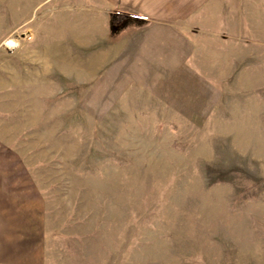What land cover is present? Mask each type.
<instances>
[{"label": "rangeland", "instance_id": "374dc122", "mask_svg": "<svg viewBox=\"0 0 264 264\" xmlns=\"http://www.w3.org/2000/svg\"><path fill=\"white\" fill-rule=\"evenodd\" d=\"M229 20L186 63L105 65L43 0H0V174L51 264H264V0Z\"/></svg>", "mask_w": 264, "mask_h": 264}, {"label": "crops", "instance_id": "0c3cea01", "mask_svg": "<svg viewBox=\"0 0 264 264\" xmlns=\"http://www.w3.org/2000/svg\"><path fill=\"white\" fill-rule=\"evenodd\" d=\"M43 1L50 17L66 18L63 32L89 33L92 44L82 47L103 49V64L110 65L128 56L140 60L138 64L148 63L153 49L161 56L182 58L174 63H183L198 49L212 51L213 42L225 43V34L231 32L229 17H237L240 0ZM77 17L81 22L73 19ZM19 173L0 174V264H51L43 249L40 204L8 193L25 188L15 175Z\"/></svg>", "mask_w": 264, "mask_h": 264}, {"label": "bare ground", "instance_id": "6f19581e", "mask_svg": "<svg viewBox=\"0 0 264 264\" xmlns=\"http://www.w3.org/2000/svg\"><path fill=\"white\" fill-rule=\"evenodd\" d=\"M9 43H11V41H9Z\"/></svg>", "mask_w": 264, "mask_h": 264}]
</instances>
